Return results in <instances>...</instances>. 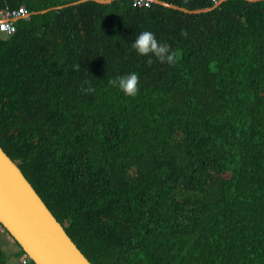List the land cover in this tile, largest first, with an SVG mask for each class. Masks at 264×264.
Here are the masks:
<instances>
[{
  "label": "trees",
  "instance_id": "1",
  "mask_svg": "<svg viewBox=\"0 0 264 264\" xmlns=\"http://www.w3.org/2000/svg\"><path fill=\"white\" fill-rule=\"evenodd\" d=\"M77 1L0 0V146L92 264H264V1Z\"/></svg>",
  "mask_w": 264,
  "mask_h": 264
},
{
  "label": "water",
  "instance_id": "2",
  "mask_svg": "<svg viewBox=\"0 0 264 264\" xmlns=\"http://www.w3.org/2000/svg\"><path fill=\"white\" fill-rule=\"evenodd\" d=\"M94 1L110 4L115 0H81L53 7L40 13ZM154 3L188 14H200L212 8L189 10L161 0ZM258 2L264 0H247ZM29 14L25 17H28ZM16 19L15 21H17ZM0 226L14 239L34 264H92L69 236L19 165L0 146Z\"/></svg>",
  "mask_w": 264,
  "mask_h": 264
},
{
  "label": "clouds",
  "instance_id": "3",
  "mask_svg": "<svg viewBox=\"0 0 264 264\" xmlns=\"http://www.w3.org/2000/svg\"><path fill=\"white\" fill-rule=\"evenodd\" d=\"M131 46L138 55L155 56L161 63L174 65L179 59L178 52L171 51L169 45L159 42L155 34L149 30L140 32ZM149 63H151V58H149ZM138 82L139 74L136 72L117 77L112 81L127 96H135L138 93ZM87 91H93V89L89 88Z\"/></svg>",
  "mask_w": 264,
  "mask_h": 264
},
{
  "label": "built area",
  "instance_id": "4",
  "mask_svg": "<svg viewBox=\"0 0 264 264\" xmlns=\"http://www.w3.org/2000/svg\"><path fill=\"white\" fill-rule=\"evenodd\" d=\"M226 0H212L214 4H221ZM154 3L152 0H135V7H149ZM28 15V11L25 7H20L15 10H2L0 11V37L4 35H13L16 32L15 20L20 19ZM24 264H27V260H23Z\"/></svg>",
  "mask_w": 264,
  "mask_h": 264
},
{
  "label": "rangeland",
  "instance_id": "5",
  "mask_svg": "<svg viewBox=\"0 0 264 264\" xmlns=\"http://www.w3.org/2000/svg\"><path fill=\"white\" fill-rule=\"evenodd\" d=\"M0 247L9 256L11 264H24L23 258L17 259L13 253L18 251L19 248L14 239L0 226ZM22 261V262H21Z\"/></svg>",
  "mask_w": 264,
  "mask_h": 264
}]
</instances>
